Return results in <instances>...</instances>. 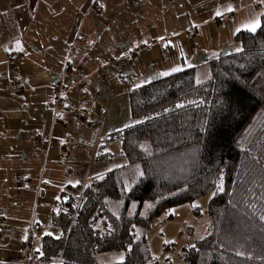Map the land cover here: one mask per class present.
I'll use <instances>...</instances> for the list:
<instances>
[{
    "label": "crops",
    "instance_id": "crops-1",
    "mask_svg": "<svg viewBox=\"0 0 264 264\" xmlns=\"http://www.w3.org/2000/svg\"><path fill=\"white\" fill-rule=\"evenodd\" d=\"M263 12L264 0H0V264H44L57 202L106 173L98 151L128 127L132 90L206 74Z\"/></svg>",
    "mask_w": 264,
    "mask_h": 264
},
{
    "label": "trees",
    "instance_id": "trees-1",
    "mask_svg": "<svg viewBox=\"0 0 264 264\" xmlns=\"http://www.w3.org/2000/svg\"><path fill=\"white\" fill-rule=\"evenodd\" d=\"M236 43L203 78L188 69L129 93L131 115L142 121L109 137L127 165L61 195L52 216L61 236L42 238V263L98 264L117 252L120 264H158L147 237L154 221L212 194L210 233L183 249L184 261L264 264V159L242 143L264 114V12L258 31L240 32ZM110 156L99 148L100 160Z\"/></svg>",
    "mask_w": 264,
    "mask_h": 264
},
{
    "label": "rangeland",
    "instance_id": "rangeland-1",
    "mask_svg": "<svg viewBox=\"0 0 264 264\" xmlns=\"http://www.w3.org/2000/svg\"><path fill=\"white\" fill-rule=\"evenodd\" d=\"M203 75L200 74V77L203 78ZM201 80L199 78V81ZM127 104L129 123L124 125L123 128L142 121L132 117L129 100ZM242 143L253 152L261 155L264 159L263 113H260L248 128ZM142 148L146 154H150V146L148 143H144ZM108 151H111L113 157L111 160H106L103 163L105 172H109L114 168H123L127 165V161L122 155L121 145L118 139L112 142ZM135 168L138 169V165ZM138 173L136 178L139 176ZM207 208V199H201L192 204H185L174 208L172 210V220H166L165 217H161L154 221L151 229L147 233V237L151 246V252L153 253L152 255H154L158 264H188L182 258L183 249L195 245L196 241L202 240L210 233L212 222L207 213ZM51 227L53 230L49 234L57 238L60 237L61 230L54 226ZM162 235H164V238ZM117 254L123 255L122 253Z\"/></svg>",
    "mask_w": 264,
    "mask_h": 264
},
{
    "label": "built area",
    "instance_id": "built-area-1",
    "mask_svg": "<svg viewBox=\"0 0 264 264\" xmlns=\"http://www.w3.org/2000/svg\"><path fill=\"white\" fill-rule=\"evenodd\" d=\"M101 75H102L103 78L106 77L105 72H101ZM12 86H13V88L15 90H17L19 92L24 90L23 82L21 80H14V81H12ZM56 92H57L56 99L58 101H60V99L62 97L61 96L62 88H58ZM25 261H26V259L23 260V262H25Z\"/></svg>",
    "mask_w": 264,
    "mask_h": 264
},
{
    "label": "snow or ice",
    "instance_id": "snow-or-ice-1",
    "mask_svg": "<svg viewBox=\"0 0 264 264\" xmlns=\"http://www.w3.org/2000/svg\"><path fill=\"white\" fill-rule=\"evenodd\" d=\"M219 15V13H217ZM261 27V22L259 20H256L248 25H246V29L248 31L254 32L257 30V28ZM173 71H180L179 68L173 69ZM163 75H168V73H163Z\"/></svg>",
    "mask_w": 264,
    "mask_h": 264
}]
</instances>
